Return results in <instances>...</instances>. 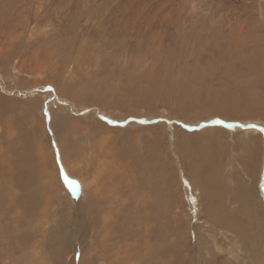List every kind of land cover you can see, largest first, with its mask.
I'll return each mask as SVG.
<instances>
[{"label":"rangeland","instance_id":"rangeland-1","mask_svg":"<svg viewBox=\"0 0 264 264\" xmlns=\"http://www.w3.org/2000/svg\"><path fill=\"white\" fill-rule=\"evenodd\" d=\"M263 53L264 0H0V264H264Z\"/></svg>","mask_w":264,"mask_h":264},{"label":"bare ground","instance_id":"bare-ground-1","mask_svg":"<svg viewBox=\"0 0 264 264\" xmlns=\"http://www.w3.org/2000/svg\"><path fill=\"white\" fill-rule=\"evenodd\" d=\"M264 54V53H263ZM57 115V114H56ZM87 118V116H86ZM90 118H91V115H90ZM90 120V125L86 126L85 125L82 127V126H78V125H75L73 129L70 130V132L72 133V143H71V148L73 149V151L77 152L79 157L80 155L82 157H80V159L77 157L76 160L77 161H74L73 163L74 164H70V166H74L75 167V164L78 166V169L79 171L77 170V172L80 174V179H81V184H82V187L84 189V187H86L88 185L87 181L85 178L86 177H83V174L82 171L84 170L85 167H88L87 165L90 164V162H95L97 164L98 167V172L102 173V172H107L108 170L110 171V163L106 160V157H108L111 153V148H109L107 145L108 144V139L109 137L106 139V137L104 136H101V134H103V132L105 133L106 131H111L113 129L115 130H119V128H113V127H110L102 122H99L97 121L98 124H93V120L92 119H89ZM74 121V120H73ZM76 124V123H75ZM91 126V127H89ZM102 128V129H101ZM65 129V128H64ZM101 129V130H100ZM81 131V132H80ZM66 133V132H65ZM70 133V134H71ZM59 134V133H58ZM61 136V135H60ZM98 137V138H97ZM246 142V141H245ZM110 146V145H109ZM255 152V151H254ZM262 156L260 154L259 157H257L256 160H254V166L253 168H255V172L258 173V177L262 180H264V170L259 167V162L262 161ZM67 161H69V158L67 159ZM86 161H89L86 162ZM111 161V160H110ZM86 162L85 166L82 164ZM118 162V161H117ZM95 166V165H93ZM96 167V166H95ZM93 167V168H95ZM262 169V170H261ZM258 170V171H257ZM96 171V170H95ZM115 171V170H114ZM118 172V171H117ZM126 173V171H124ZM69 173V172H68ZM77 173V174H78ZM122 173V171H121ZM255 173V175L257 174ZM124 174V173H123ZM154 175V174H153ZM115 177V176H114ZM96 178V177H95ZM108 178V176H107ZM80 179H78L80 181ZM112 176H111V180H112ZM85 180V181H84ZM93 180V179H91ZM97 180V179H96ZM110 180V179H109ZM105 183L104 184H107L106 183V180H104ZM206 181V180H205ZM204 181V182H205ZM263 182V181H262ZM79 183V182H78ZM116 183V182H115ZM92 184V183H91ZM112 186H113V183L111 182ZM80 185V183H79ZM107 186V185H106ZM111 186V188H113ZM116 187V186H114ZM209 186L207 185V183L205 182V186H203L202 189H204L206 191V188H208ZM98 188V187H97ZM106 188V187H105ZM108 188V187H107ZM110 189V188H109ZM107 191V190H106ZM109 191V190H108ZM113 191V190H112ZM110 192V191H109ZM104 193V192H103ZM113 194H111V197L113 199L115 198H118L117 195L115 196L114 192H112ZM119 193V192H118ZM107 193H104L103 195H105ZM192 194L193 193V190H192ZM210 195V194H209ZM101 196V195H100ZM99 196V197H100ZM200 195H195L194 197L195 198H198ZM105 198V197H104ZM208 198V197H207ZM122 200V199H121ZM71 201V200H70ZM194 201V205H196V200H193ZM119 202V200H118ZM78 205H79V208L80 210L82 211V213H85L86 211V208L84 206V201L83 200H79L78 202ZM211 212H212V208L210 209ZM107 211V210H105ZM85 216V214H84ZM38 249V248H37ZM208 260V257L207 259ZM238 263V262H237ZM209 264V263H208Z\"/></svg>","mask_w":264,"mask_h":264},{"label":"snow or ice","instance_id":"snow-or-ice-1","mask_svg":"<svg viewBox=\"0 0 264 264\" xmlns=\"http://www.w3.org/2000/svg\"><path fill=\"white\" fill-rule=\"evenodd\" d=\"M73 183H74L76 186L72 188V191H73V192H76V191L78 190L79 184H78V182H70V184H73Z\"/></svg>","mask_w":264,"mask_h":264}]
</instances>
